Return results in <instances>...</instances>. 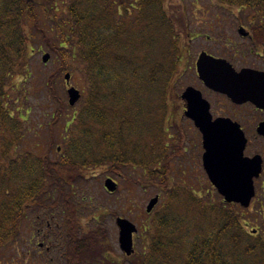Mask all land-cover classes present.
<instances>
[{"label": "trees", "instance_id": "obj_1", "mask_svg": "<svg viewBox=\"0 0 264 264\" xmlns=\"http://www.w3.org/2000/svg\"><path fill=\"white\" fill-rule=\"evenodd\" d=\"M217 1L221 6L238 7L241 16L237 20L264 21V0ZM167 3L0 0L1 250L22 251L23 246L14 243L28 221L25 215L61 202L66 223L62 228L71 238V261L119 264L110 259L105 229L99 227L79 237L78 206L67 188L104 166L118 176L127 168L140 169L151 183L168 191L166 177L156 182L167 174L142 159L150 153L144 148L148 149L162 123L159 119L166 117L170 83L185 55L182 15L170 13ZM41 43L59 62L46 82L56 105L49 125V148L57 154L63 151L56 159L28 146L21 130L28 116L18 108L25 92L20 83L13 89L15 79H30L28 62ZM66 73L79 78L84 95L71 118L66 98L57 89ZM60 131L66 136L63 148L56 143ZM216 199H201L195 193L188 198L170 194L164 200L166 218L158 214L149 224L145 253L124 259L130 264H264V199L254 216L261 221L262 232L255 233L243 226L245 214L236 205Z\"/></svg>", "mask_w": 264, "mask_h": 264}, {"label": "rangeland", "instance_id": "obj_2", "mask_svg": "<svg viewBox=\"0 0 264 264\" xmlns=\"http://www.w3.org/2000/svg\"><path fill=\"white\" fill-rule=\"evenodd\" d=\"M165 8L168 11L170 10V13L177 12L182 15L181 24L184 23L186 27V32L182 33L183 38L181 41V43H183L182 47L185 48V55H183L182 61L179 62L176 67L177 77L171 81L170 98L168 95L166 99V105L167 103L169 104L168 112L170 113V119H167L166 126L169 124L171 126L173 123L184 122L181 119L182 116L179 115H183V111L181 109V113H178L177 107L183 108L181 95L188 85V76L192 73L189 70L195 69L196 62L202 51L215 55L219 52L220 44L224 45L227 42L229 43L228 40L219 38V31H224L226 36L230 35V31L233 30L229 27L230 22L237 20L241 14L237 8L228 5L221 6L217 0H168ZM222 23H225V28L220 27V25H223ZM237 38L239 39L238 35H236L235 39ZM45 54L50 55V60L47 63L43 61ZM58 66L59 62L55 59L54 54L51 53L44 44L39 45L32 53L28 62V69L30 73H32L30 79H22L18 82L17 80L19 78L15 79L13 86V89H16L15 83H20L19 85L22 87L23 92H25L26 98L18 106L20 112L28 116V119L26 118L28 121H26L24 128L21 129L24 131V139L30 142L28 146L30 144L31 149H40L45 154L49 153L54 159L61 157L57 155L61 154V152L63 153V151L59 149L57 154L56 149L51 150L49 148V141L51 138L49 125L51 124L52 113L56 105L53 103L52 97L46 89V82L49 77L54 74ZM66 74H64L62 79L57 83V89L66 98L68 103V86L65 82ZM71 86L82 91V84L75 75L71 78ZM83 97L84 95L82 94L81 100L77 106L70 107L68 105L70 107L67 113L68 118H71L72 115L80 109ZM27 112H29V114H27ZM185 125L188 127L187 124ZM26 126L29 130H27ZM60 129L62 128L60 127ZM18 132L20 133V131ZM172 132L174 131L170 130V133ZM65 137L63 131H60L56 139L57 146H64ZM177 137L178 136L175 138ZM171 144L170 140V148H172ZM184 144H186L185 141ZM185 147L189 146L186 145ZM156 152L159 153V149H157ZM149 155L146 153L145 156L143 155L142 159L146 158L145 161H148L150 164L155 160V156L150 157ZM178 161H185L186 164L189 165L188 155L186 153L185 158L180 156ZM154 167H156L158 171L164 168L160 164ZM165 177L169 180L168 185L166 183L168 187L166 193L163 188H161V185L153 184L154 181L151 183L140 169L134 170L132 168H127L122 175L118 176L111 174L109 169L103 166L96 168L90 174H85L83 178L77 179L72 187L67 188V191L71 192V200L78 206L77 216L81 219L83 224H85V228L91 229L101 226L108 231L106 232V240L111 249L110 252L112 255L110 259L119 264H130L129 261L124 259L126 256L119 247V229L116 224L117 217L127 219L137 226L138 233L135 237V255L139 258L145 253L144 249L147 236L151 233V231L148 230L149 224H151L152 220L155 219L158 214L160 217H165L162 215L165 209L164 200L166 197L170 196V194H179L181 197L188 198L191 194L195 193L197 196L199 195L198 197H204V195H206L210 196L212 201H218L216 199V191L211 189L212 187L206 185V187L202 188L174 189L175 187L170 182V175L164 176L156 180V182L161 183ZM107 179H112L117 183L118 188L116 192L110 193L106 190L105 182ZM256 193L257 197L252 202L250 208L241 210V212L245 214L244 218H246L243 226L251 233H255L258 230L262 232L261 221H255L257 218H254V216L259 212L257 206L264 198V189L258 188L256 189ZM156 196H159L160 202L151 214H147L146 207L149 201ZM55 205L56 206L52 207L45 205L43 209L29 211L27 214H43L42 219H44L45 224H32V219L29 218V220L27 218L28 221L24 223L21 237L14 245L22 244L24 248L23 252H28L30 248L27 244V239L36 235L38 229L45 230V232H42L43 236L48 230L56 229L57 224L61 221L62 215H65V212L61 202H57ZM190 217L192 218L193 216L191 215ZM190 217L189 219L192 220ZM46 221L50 223L49 226L46 224ZM41 240H43V237L40 238V241ZM56 243L57 242H46L45 246H53ZM56 247L57 245L49 254V257L53 256L56 258L52 264H57L58 256H61V249ZM8 251L10 252L7 253L6 249H0V264H41L37 263V261L33 262L31 260L32 258H22V251L19 253H16L14 249H8Z\"/></svg>", "mask_w": 264, "mask_h": 264}, {"label": "flooded vegetation", "instance_id": "obj_3", "mask_svg": "<svg viewBox=\"0 0 264 264\" xmlns=\"http://www.w3.org/2000/svg\"><path fill=\"white\" fill-rule=\"evenodd\" d=\"M222 24L220 27L225 28V23ZM229 25L233 29L230 31V35L226 36L224 31H219V38L226 39L229 43L227 42L224 45L220 44L217 54L213 55L209 52L207 54L218 60L227 61L232 67L229 73L236 72L239 74L247 70L264 73V29H257L264 27V21L234 20ZM236 35L239 36V39H235ZM189 71L192 73L188 76L186 89L193 88L201 94V97L210 106V113L213 119H230L241 125L247 139L244 157L248 159L260 157L262 160L261 174L254 179L255 188L264 189V136L258 132L260 124L264 123V109L258 108L251 101L244 104H236L227 94L209 88L200 78L196 65L195 69ZM182 104L183 108L177 107V110L178 113H181L182 109L183 115H179L182 116L181 119L184 122L173 123L167 129L166 146L170 151V160L166 163L160 161L159 164H165L167 168L170 167V182L175 188H202L206 186L213 188L203 167L204 145L202 134L196 128L195 123L186 116L189 110V101L183 100ZM170 130L174 132L170 133ZM176 136L178 137L175 138ZM170 140L172 148H170ZM184 141L186 144H184ZM186 145L189 147H185ZM185 153L188 155L189 165L185 161H178L180 156L185 158ZM64 216L62 215L61 221L57 224V228L48 230V232L44 233V236L42 232H45V230L42 229H38L36 235L32 234L33 236L27 239L30 250L21 254L22 258H32L31 260L33 262L37 261V263L41 264H52L56 258L53 256L49 257V254L57 245L56 248L61 249V256H58L57 264H74L71 261L69 250L71 249V238L66 233L67 230L62 228L66 225ZM25 217L28 219L31 218L32 224H45L44 219H42L43 214H26ZM46 224L48 226L50 225L48 221H46ZM79 225L81 226L78 231L80 233L79 237L82 238L90 230L84 227L85 224L83 222H80ZM41 237H43V240L40 241ZM46 242L57 243L53 246L46 247Z\"/></svg>", "mask_w": 264, "mask_h": 264}, {"label": "water", "instance_id": "obj_4", "mask_svg": "<svg viewBox=\"0 0 264 264\" xmlns=\"http://www.w3.org/2000/svg\"><path fill=\"white\" fill-rule=\"evenodd\" d=\"M50 55L46 54L43 61L47 63ZM198 74L206 85L216 91L227 94L236 104L253 102L258 108L264 109V73L244 71L231 72L226 61H220L203 52L197 63ZM69 85L71 75H66ZM220 79V81H218ZM69 104L75 106L81 98V93L74 87L68 90ZM183 99L189 101L187 116L200 130L204 139V168L226 203L240 204L248 208L256 191L254 178L262 171L260 157L248 159L244 157L247 139L241 126L230 119L213 120L209 104L202 99L201 94L189 88L183 94ZM259 134L264 136V123L260 124ZM110 191L116 190L112 180L106 181ZM158 203V198L151 200L147 211L151 212ZM120 228V247L128 256L133 253V234L136 226L126 219L117 220Z\"/></svg>", "mask_w": 264, "mask_h": 264}]
</instances>
